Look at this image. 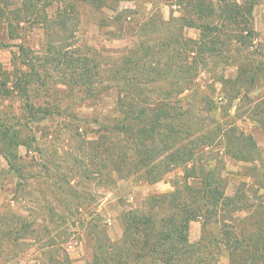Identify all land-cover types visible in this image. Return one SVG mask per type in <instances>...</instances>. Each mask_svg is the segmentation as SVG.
Returning a JSON list of instances; mask_svg holds the SVG:
<instances>
[{
	"label": "rangeland",
	"instance_id": "1",
	"mask_svg": "<svg viewBox=\"0 0 264 264\" xmlns=\"http://www.w3.org/2000/svg\"><path fill=\"white\" fill-rule=\"evenodd\" d=\"M190 1L0 0V264H48L52 257L88 264L95 248L121 238L123 211L145 210L149 195L173 189L181 167L170 169L153 183L138 175L118 177L112 167L116 151L112 146L121 140L120 135L98 123L111 122L115 115L113 94L103 91L95 98L85 92L75 94L77 90L66 85L73 71L61 56L92 59L99 66L94 77L98 80L109 76L118 56L141 40L157 46L172 34V52L177 44V50L182 47L184 52L179 34L196 39L203 32L183 24L205 20L192 12ZM206 1L216 10L209 21L219 26L222 3ZM230 1L236 7L253 2L251 15L237 20L238 27L245 21L254 30L251 45L228 52L223 40V55L200 54L197 59L203 63L190 71L195 77L192 89L206 94L208 100L199 104L201 111L190 102L195 95L182 104L190 102L192 113H198L205 124L209 145L198 151L220 159L226 192L231 194L243 175L252 171L255 178L250 180L246 199L264 201V0ZM228 54L233 58L228 59ZM154 61L149 60L148 68ZM221 76L238 80L222 85ZM251 76L254 79L248 82ZM26 79L30 80L27 86L22 82ZM169 80L174 88V79ZM18 83L26 86L29 100ZM170 86L152 81L144 85L148 95L154 94L149 100L155 102L163 100V92ZM70 87L71 94L63 96ZM232 95L236 100L231 105L228 96ZM55 104L58 106L53 108ZM30 116L45 117L30 120ZM232 125L238 133L253 136L262 156L261 162L254 163L256 167L223 153L225 140L219 134ZM101 136L107 137L102 149L96 144ZM117 153L123 156L125 150L119 147ZM135 160V152L128 150L126 165L131 167ZM243 210L236 218L244 216ZM21 221L31 223L33 230L23 228L26 239H16ZM200 234L201 219L191 220L189 240L195 242ZM215 264L228 261L221 256Z\"/></svg>",
	"mask_w": 264,
	"mask_h": 264
},
{
	"label": "trees",
	"instance_id": "2",
	"mask_svg": "<svg viewBox=\"0 0 264 264\" xmlns=\"http://www.w3.org/2000/svg\"><path fill=\"white\" fill-rule=\"evenodd\" d=\"M219 1L222 3L223 15L219 26L209 21L216 15L210 1H190L192 12L197 18L206 21L196 23L192 19L183 24L203 32L202 37L196 39L179 34L177 39L184 46V52L182 47L181 51L177 50L178 44L172 52V42L175 40H172V34L170 38L158 41L157 46L141 40L118 56L110 68L109 76L98 80H94V77L98 74L99 66L92 59L76 56L74 60L68 54L61 56L66 66L73 71L66 85H72L77 90H74L75 94L85 92L92 98L103 91L113 94L115 115L111 117V122L98 123L109 133L120 135L121 140L117 139L112 146L116 151L119 147L125 150L123 156L114 154L116 151L112 153L115 160L112 167L118 177L138 175L146 182L153 183L170 169L182 168V174L173 182L172 190L149 195L147 209H127L122 212L121 238L95 248L88 264H215L221 256L227 259L228 264H264V201L249 202L246 199V191L252 187L250 180L255 178V174L248 171L231 194L226 192V180L218 163L220 159L206 157L204 152L198 151L208 143L205 142L206 132L203 130L205 124L198 113H192L190 107V102H194L197 111H201L199 104L208 100L206 94L192 89L195 77L190 75V71L203 63L197 57L200 54L207 57L223 55L220 50L223 40L227 43L228 52L246 48L248 43L251 45L255 35L245 21L239 27L237 21L251 15L253 2H249L248 6L244 4L243 7H236L230 0ZM182 20L183 23L184 18ZM228 55V59L233 58ZM150 59L155 61L148 68L146 64ZM253 60L250 57V62ZM169 79H174V88ZM253 79L251 76L248 82ZM237 80L221 76L219 81L227 85L237 83ZM150 81L168 82L171 85L163 92V100H149L154 94L148 95L144 85ZM22 82L27 86L30 80ZM26 86L18 83L22 90ZM188 89L191 91L189 94L185 93ZM71 90L70 87L66 93H62L63 96L71 94ZM24 91L29 100L27 88ZM194 95L197 97L191 98L187 106L182 104L186 98ZM231 100H236L235 95L228 96L230 103ZM57 106L52 105L53 108ZM214 108L213 103L209 109ZM43 117L28 118L35 120ZM232 126V129L225 128L219 134L225 140L223 153L256 167L254 163L261 162L262 156L253 136L248 132L238 133L235 125ZM106 139V136L98 137L96 144L99 143L100 149L106 144ZM207 139H211V136ZM128 150L136 154L131 167L126 165ZM99 151L101 154L102 150ZM214 159L215 162H211ZM16 174L23 182L27 181L25 176ZM244 208V216L236 218L235 214L244 211ZM195 219H201V234L192 242L188 238V227L189 222ZM25 223L21 221L18 225L16 239H26L22 236L25 232L23 228H30L31 223ZM48 264H70V261L64 257H52L48 259Z\"/></svg>",
	"mask_w": 264,
	"mask_h": 264
}]
</instances>
